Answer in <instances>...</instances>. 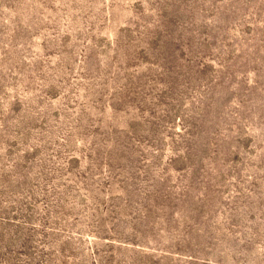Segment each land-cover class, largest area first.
I'll use <instances>...</instances> for the list:
<instances>
[{"label": "rangeland", "instance_id": "rangeland-1", "mask_svg": "<svg viewBox=\"0 0 264 264\" xmlns=\"http://www.w3.org/2000/svg\"><path fill=\"white\" fill-rule=\"evenodd\" d=\"M0 264H264V0H0Z\"/></svg>", "mask_w": 264, "mask_h": 264}]
</instances>
